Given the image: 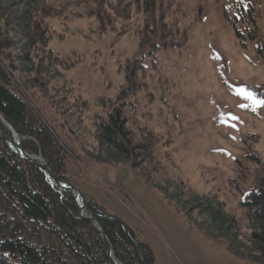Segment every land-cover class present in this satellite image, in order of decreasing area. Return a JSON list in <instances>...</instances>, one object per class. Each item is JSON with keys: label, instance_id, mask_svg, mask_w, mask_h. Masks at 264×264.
I'll return each mask as SVG.
<instances>
[{"label": "rangeland", "instance_id": "1", "mask_svg": "<svg viewBox=\"0 0 264 264\" xmlns=\"http://www.w3.org/2000/svg\"><path fill=\"white\" fill-rule=\"evenodd\" d=\"M0 33L30 60L15 75L67 149L63 180L134 231L154 264H259L264 222L240 203L264 170V106L246 99L264 100V0H0ZM133 59L123 117L146 151L118 161L100 151L96 115L126 86L117 62Z\"/></svg>", "mask_w": 264, "mask_h": 264}, {"label": "trees", "instance_id": "2", "mask_svg": "<svg viewBox=\"0 0 264 264\" xmlns=\"http://www.w3.org/2000/svg\"><path fill=\"white\" fill-rule=\"evenodd\" d=\"M152 2L149 6L144 3V9L151 7V13L155 6V2ZM16 20V27L25 30L24 27L28 26L27 15L23 14ZM43 35L45 33H37L38 41L43 39ZM32 45L28 43L22 50L26 52ZM169 45L162 43L156 47ZM8 48L9 41L0 33V116L18 136L26 153L38 155L56 178L67 180V149L35 107L22 81L15 75V62L30 60L27 55L13 58ZM51 59L63 65L66 61L58 59L48 50L47 62ZM141 67L140 59L127 60L123 67L117 62V73L124 74L126 86L120 89L114 99H100L105 106L108 103L113 106L110 110L101 107L103 113L96 115V141L101 152L110 149L112 157H117L116 160L120 156L131 161L136 151H146L145 146H132L123 117L124 110L128 108L125 100L138 90L134 80L136 71ZM26 80L28 82L29 79ZM84 105L87 107V103L84 102ZM0 133L11 138L1 123ZM76 170L78 172L72 174L73 178H81L80 170ZM254 175L253 187L240 204L249 219L264 222V170ZM86 207L92 210L101 223L118 263L154 264L150 247L140 241L134 231L127 228L128 236L136 247L120 223L104 216L100 206L88 200ZM252 239L259 244V264H264V233L252 235ZM0 264H109L101 238L79 217L72 194L52 186L41 171L32 163L18 158L1 140Z\"/></svg>", "mask_w": 264, "mask_h": 264}, {"label": "water", "instance_id": "3", "mask_svg": "<svg viewBox=\"0 0 264 264\" xmlns=\"http://www.w3.org/2000/svg\"><path fill=\"white\" fill-rule=\"evenodd\" d=\"M0 123L2 124L4 128L7 129V131L11 135V138H7L0 133V140L3 141L6 147L13 154H15L18 158L22 159L25 162L32 163L39 171H41L45 175V177L47 178V180L50 182L52 186L58 189L70 192L74 196L76 200V204L78 206L79 217L83 219L84 221H86L89 224V226L93 229V231L97 233L99 237L101 238L103 245H104L105 254L108 259V263L109 264H120L116 261V259L113 256L112 249L110 247V244L108 242V239L105 235V232H104V229L101 223L92 215V213H90L85 208L87 204V199L82 194V192L78 188H76L74 185L70 184L69 182L56 178L54 174L50 171L46 163L40 157L26 153L21 147L18 136L14 133L12 128L2 119L1 116H0ZM119 223L122 229L124 230V232L126 233V235L128 236L127 227L124 224H122L120 221ZM128 239L133 244V246L136 247L134 245V241H132V239L129 236H128Z\"/></svg>", "mask_w": 264, "mask_h": 264}, {"label": "snow or ice", "instance_id": "4", "mask_svg": "<svg viewBox=\"0 0 264 264\" xmlns=\"http://www.w3.org/2000/svg\"><path fill=\"white\" fill-rule=\"evenodd\" d=\"M246 99H249L252 101L253 104V110H255L256 107L264 106V100H258L256 99L252 93L248 92L246 94Z\"/></svg>", "mask_w": 264, "mask_h": 264}]
</instances>
